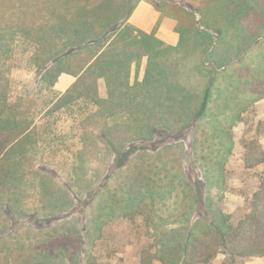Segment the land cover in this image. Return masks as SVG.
<instances>
[{
    "label": "rangeland",
    "instance_id": "rangeland-1",
    "mask_svg": "<svg viewBox=\"0 0 264 264\" xmlns=\"http://www.w3.org/2000/svg\"><path fill=\"white\" fill-rule=\"evenodd\" d=\"M115 1L0 0V116L7 118V129L16 127L8 141L19 131L26 134L18 135L22 142L5 143L2 154L16 143L8 155L21 166L19 182L0 190V233L14 220V235L25 247L7 255L1 244L0 264H83V228L86 211L92 210L86 202L111 174L100 200L113 199L116 213L89 249L96 264H137L132 242L142 233L128 219L136 209L119 203L128 196L132 178L138 181L134 188L141 180L150 189L166 191L154 194V207L144 212L153 208V222L166 228L180 225L184 213L191 220L207 214L209 205L236 221L254 188L257 170L242 168L237 141L264 117V84L254 86L262 93L240 115L231 102L249 82L247 67L264 62V15L250 12L244 21L248 32L232 19L239 14L223 0H160L156 9L179 20V53L166 47L161 57L155 53L143 60L144 69L135 75L143 82L135 84L128 80L126 56L114 62L100 58L71 86L86 60L98 53L101 46L95 41L117 31L124 24L119 15L132 11L138 0ZM71 37L75 44L67 41ZM159 40V47L172 46L165 37ZM93 72L111 76L103 83ZM210 83L207 108L199 115ZM105 87L111 91L108 98L102 97ZM8 202L17 203L12 220L5 214ZM135 216L139 224L145 218ZM224 258L220 253L213 264ZM245 263L264 264V257Z\"/></svg>",
    "mask_w": 264,
    "mask_h": 264
},
{
    "label": "trees",
    "instance_id": "trees-1",
    "mask_svg": "<svg viewBox=\"0 0 264 264\" xmlns=\"http://www.w3.org/2000/svg\"><path fill=\"white\" fill-rule=\"evenodd\" d=\"M223 2L228 8L231 9L232 7L235 9V13L239 14L237 17H234L236 19H232L237 21L239 26L244 30L248 29L246 23L244 24V21L248 18L250 12H254L255 15L259 17H263L264 15V0H223ZM159 4H161V1L156 0L155 5L160 6ZM85 9L92 10L93 8L85 7ZM232 16L233 14L231 11L230 17ZM88 23L91 24V22L87 21V24ZM103 39L104 36L101 37V39H97L95 41L96 44L100 45ZM73 40L74 37H71L67 41L75 44L72 42ZM96 54L97 52H93L91 57L86 60L85 65L94 58ZM68 55L69 54L66 53L64 56L66 57ZM236 61L240 62L241 60L236 59ZM247 71L251 74H247L250 79L249 82H247L246 88H241V92L238 94L240 96H236V101L233 99L231 102V106L233 107L236 116L240 115V112L247 111L250 105L255 101V97L257 98V96H260L259 93H262V91L264 92V90L260 91L254 87L257 83L264 84V62L261 65L248 66ZM243 76L244 75L239 76V78ZM214 79L215 78L212 79L213 82ZM210 84L211 85L205 90V100L202 103L200 110L197 112L199 115L207 108L210 89L213 83ZM249 93L251 96H248ZM227 105L228 104H226V106ZM7 121V118L5 119L0 116V190H4L7 186H12L19 182L18 172L21 162L17 159L10 158L8 154L17 147V142H22L21 137L26 135L25 132L21 135L19 131L14 138L8 141L7 139L15 133L16 127L14 129L12 127L7 129ZM17 123L16 121L12 122V124ZM234 125L235 123L232 124V127ZM246 133H248V136H246ZM18 135H21V137ZM234 136L236 138L235 132H233V137ZM263 139L264 117H260L256 122H252L247 130L242 131L241 137H239L237 141L240 142L242 146L240 165L246 171L255 169L257 172L254 188L250 191L249 196L244 201L243 207L240 208L242 213L236 221L233 220V215L231 213L227 214L222 210L219 212L217 211L218 213H216L211 205L208 204L207 214L200 213L195 219L191 220L192 216L184 213L183 217L178 219L180 225L166 228L163 224L153 222V208L148 209V214H146V216L144 214L149 205L154 207V194L157 192L161 193L159 187L154 188L152 186V189H150L148 186L149 183H144L140 180L141 182L139 181V187L137 189L134 188V184L138 181L132 178L129 183L128 196L124 194L119 199V203L126 207L125 209L127 210H130L131 208L136 209L134 213L128 216V219L131 224L133 223L132 226L135 228L137 227L138 232L142 233L140 237L135 238L132 242L137 254V264H157L158 262L160 264H213V261L220 253H223L225 258L219 264H246L245 260L248 258L264 257V169L260 171L257 169L264 165ZM12 142H16L13 144L14 146L12 145L13 150L11 151L8 149V153L2 154L5 143ZM130 162L131 159L129 160V164ZM122 167L125 166L117 167V169ZM184 174L186 173L184 172ZM111 176L112 174L107 176L105 184H103L97 193L86 202V206H91L92 210L90 212L86 211V223L83 228L84 237L82 242L84 245L81 247V250L85 253V262H83V264L97 263L96 257L89 249L95 239L100 238L102 227L107 218L112 217L116 213L114 208L115 201L113 199L110 200V202H108V200H100L101 191L107 187ZM181 180L183 179L180 178V181ZM188 181L190 186L195 187V183L191 179ZM171 185H174L173 181ZM130 189L133 190V194ZM69 190L72 192L75 201L80 200L81 196H79V194L76 195L71 189ZM164 193H166V191H163L161 194ZM194 196L196 199H199L197 194ZM147 197H149L151 201H147ZM100 201L104 202L103 206L100 204ZM94 202L97 203L95 207ZM16 205L17 203L12 202H8L6 205L5 214L10 216L11 220L15 214L14 209ZM100 209L103 211V214L97 213ZM135 215L145 216L142 223L139 224L137 222L138 220L135 219ZM29 217L33 218L32 220L35 218L37 219L35 215ZM103 217H105V220H103ZM45 220L46 222H51L52 217H47ZM33 222L35 223V221ZM15 226L13 220L8 227L9 229L7 228L8 230L0 233V245L3 244L5 247L4 249L7 251V255L14 253L16 250L22 251L25 247L23 242L20 241L18 235H14ZM60 226L64 227L63 225ZM42 227L43 226H41V228ZM53 229L57 230L58 227H53ZM76 231L78 232L77 229ZM15 241L17 242L14 246L13 242ZM18 264L20 263L18 262Z\"/></svg>",
    "mask_w": 264,
    "mask_h": 264
},
{
    "label": "crops",
    "instance_id": "crops-1",
    "mask_svg": "<svg viewBox=\"0 0 264 264\" xmlns=\"http://www.w3.org/2000/svg\"><path fill=\"white\" fill-rule=\"evenodd\" d=\"M75 1L89 3L91 0ZM116 1L120 3L122 2V0ZM155 2L156 0H138L132 11L127 12L124 16L119 15L118 21L124 22V24L122 26L120 24L121 27H118V30L112 32L111 34L104 33V39L99 45L101 47L98 53L75 77L72 78L71 86L78 81L79 77L84 75V72L89 65L91 66L94 61H97L100 58L105 60L107 59L109 62H114L118 59H123L124 56H126V58H128V67L130 68V76L128 80L130 84H135L138 81L143 82L142 79L136 78L135 76L138 75L139 71L144 69L141 66V62H143V60L148 61L150 58H153L155 53H157V57H161L162 51L163 49H166V47H169L167 49L171 48L170 50L174 49L177 53H179V47L182 45L183 41L182 31H180V28L178 27L179 20L163 15L162 11L156 9ZM158 23H160L159 30L157 33H154V31H156L155 25H158ZM121 35H129L133 36V38L128 37L124 39V36L122 37ZM120 36L123 39L120 38ZM140 36H144L146 39L143 43L138 40L140 39ZM157 37H165L166 42L172 46L165 44L163 47H159L158 44L160 40ZM170 50L169 52H171ZM146 72L147 69L145 70V73ZM93 73L96 75L99 74L95 72ZM97 76L98 81L107 83V77L111 75H109V72L107 74L100 72ZM105 88V94L102 97L108 98L111 91H108L107 87Z\"/></svg>",
    "mask_w": 264,
    "mask_h": 264
}]
</instances>
